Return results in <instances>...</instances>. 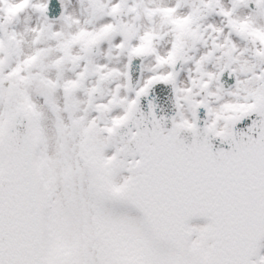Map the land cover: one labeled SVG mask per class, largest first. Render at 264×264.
I'll return each instance as SVG.
<instances>
[{
  "label": "snow or ice",
  "instance_id": "obj_1",
  "mask_svg": "<svg viewBox=\"0 0 264 264\" xmlns=\"http://www.w3.org/2000/svg\"><path fill=\"white\" fill-rule=\"evenodd\" d=\"M88 2L93 15L115 17L125 7L136 19L140 8L150 20L159 15L174 33L172 46L160 55V33L137 36L132 24L66 34L52 21L26 29L34 47L24 52L23 34L9 25L29 8L47 19L49 0H0V264H264V69L255 71L264 63V0H232V8L193 0L187 15H177L187 0L155 8L144 0ZM240 5H254L253 13L236 15ZM212 12L226 23L202 30L199 21ZM208 29L216 35L195 60L190 87H177L174 71H157L192 59L189 42L207 47ZM117 34L113 47L127 52L128 67L155 57L154 74L138 89L130 73L88 59ZM233 35L252 43L258 63L241 59L248 49ZM47 40L56 43L39 46ZM213 60L219 70H206ZM68 64L72 78L63 76ZM225 72L234 78L228 89ZM122 76L125 83L97 103L101 84ZM156 84H171L177 108L187 103L190 116L178 112L169 123L151 103L145 116L141 98Z\"/></svg>",
  "mask_w": 264,
  "mask_h": 264
},
{
  "label": "flooded vegetation",
  "instance_id": "obj_2",
  "mask_svg": "<svg viewBox=\"0 0 264 264\" xmlns=\"http://www.w3.org/2000/svg\"><path fill=\"white\" fill-rule=\"evenodd\" d=\"M80 1L81 0H71L69 3H67V7H66V0H60L61 6H62V14L63 15H71L74 19H78L80 21L79 25H71L73 28L72 30H70V32H74L78 29V27H85L88 28L89 30H92L93 27H99L101 24L104 23H118V20L122 19L123 23L126 24H132L136 27V29L138 30L137 32V36L142 35L145 31L150 30V27L152 29H154L155 31H157L158 33H160V37H163V49L159 47V52L160 55H166L168 50L171 48L172 46V41L174 40V33L171 31V26L170 25H164L161 26V19L160 16H154L151 18V20L144 15L143 13V9L140 8L138 9V11L140 12V16L139 19H136V13H128L127 12V7L124 8V11L120 14L117 15L115 17L113 16H107L104 15L103 17L99 18V20H95V18L93 17L92 11H88V8H85L84 6V10L82 9V6L80 5ZM112 3H115L116 0H111ZM134 0H127V6L131 7L133 4ZM104 3L107 4L108 8L111 7V4L108 3V0H104ZM177 4V0H144V6L149 7V8H155V7H176ZM223 5L227 7L226 3H223ZM105 11H107V9H105ZM184 10L179 7L177 8V15H185L184 14ZM242 16L245 17L246 13H248L249 15L252 14L253 12L250 11L249 6L246 7V9H244L242 12ZM237 15H239V12L237 13ZM248 16V15H247ZM218 19H214L208 22H201V24L204 26H208L209 24L212 25H216V26H224L225 22H222L221 20H224V18L222 17H217ZM220 19V20H219ZM264 19V18H263ZM3 20V16L0 15V21ZM44 21L46 22L45 24H47L48 22H52L48 19H45V16L41 15L38 11H35L32 8L27 9L25 12H23L18 19H16L11 25H9V29H15V31H17L18 33H22L23 34V38H24V42L22 45L23 51L24 52H30L33 49V44H32V39L34 36V33L30 32V31H26V29H31L33 27H40ZM39 23V25H38ZM200 23V22H199ZM261 23V22H260ZM58 22H55L53 24V30L54 31H62L64 33H68V29L64 28L61 29L58 26ZM228 29H225V33H227ZM209 33H211V29H208L207 32H205L206 35H209ZM213 34V33H212ZM216 34H213V36ZM122 37H118L115 39V41L107 47H103V48H97L95 51L94 55H89L88 59H90L93 64H100V65H104L107 63H109V65L112 66H117L118 64V54H119V50L116 49L115 47H113V45L118 44L119 41H121ZM223 39V37H221V40ZM233 40H235L241 47L242 46H251V50H248L249 52V57L246 56L243 59H247L250 63L256 64L258 63V61L254 58L253 54H252V50H253V45L252 43H249V41H246V44H241L239 43L238 39H236L235 37H232ZM138 40H133L132 43L135 44L137 43ZM56 43V41L54 40H47L44 43H42L41 45H39L40 47H47V46H54ZM211 46V39L209 40V45L208 48H210ZM157 52H158V47L155 45ZM204 47L202 44L197 43L194 47L191 45V42H189L188 47L186 48V55L187 57H189V55L192 56L191 61L188 62V60H186L184 67L181 69L180 72V86L179 87H190L191 86V77L196 75V73L194 72V64H195V60L198 59L203 53H201L200 51H198L199 49L202 50ZM74 52H79V48H75ZM83 55V53H81ZM217 56L220 55L219 52L216 53ZM152 55H149L148 59L146 62L142 63V73L144 75L145 78H148L149 76H151V74L146 75L145 71L148 67H150L152 64L151 59H149ZM194 56H195V60H194ZM139 57L133 58L132 60H136ZM129 60V59H128ZM15 58H12V61L14 63ZM127 61V59H126ZM125 61V64H126ZM83 61L81 62V66H83ZM221 64H223V61L220 62ZM261 69H263L264 67V63H260ZM151 68V67H150ZM191 70V72H190ZM206 70L208 71H218V67L216 66V61L213 60L212 62L207 64ZM73 71V66L71 64L66 65V78H72L69 77L70 76V72ZM75 71H80V68H76ZM158 71H172V68H169L168 66H165L163 69H159ZM256 71V69H255ZM96 77H94L95 79ZM243 79V77H241ZM93 79V80H94ZM90 85V84H89ZM143 85V83L140 85V87ZM225 87V85H224ZM226 88V87H225ZM203 95V93H202ZM83 94L81 93V98H82ZM131 96H134V92L131 93ZM183 104V108H181V111L185 116H190V109L187 103H182ZM262 254H264V250H262Z\"/></svg>",
  "mask_w": 264,
  "mask_h": 264
},
{
  "label": "rangeland",
  "instance_id": "obj_3",
  "mask_svg": "<svg viewBox=\"0 0 264 264\" xmlns=\"http://www.w3.org/2000/svg\"><path fill=\"white\" fill-rule=\"evenodd\" d=\"M71 0H66V7H67V3H69ZM197 2H198V0H197ZM224 2H226V5H227V7L228 8H232L233 7V4H232V0H222V4L224 3ZM80 5L82 6V9L84 10V6H85V8H88V11H92V9H91V6L89 5V2H88V0H81L80 1ZM194 6V3H193V0H187V2H184V3H182L181 4V8L184 10V14L185 15H187V14H189L191 11H192V7ZM244 9H246V7L244 6V5H240L239 7H237V9H236V15H237V13L239 12V15L238 16H240L241 18H243V16H242V11L244 10ZM218 11V10H217ZM93 14V13H92ZM67 15V14H66ZM247 15H249L248 13H246V16ZM93 17L95 18V20H99V18H101V17H103V16H99V15H93ZM216 17H219V15L217 14V12H212V13H210V14H208V13H206L205 15H204V17H203V19H201L199 22H200V25H201V29L203 30L204 28H207V26H203L202 24H201V22H208V21H211V20H214V19H218V18H216ZM258 19H259V21L261 22V23H264V19L263 18H259L258 17ZM220 20V19H219ZM123 20L122 19H120V20H118V22H120V23H123L122 22ZM222 22H225L226 23V21H224V20H221ZM46 22L44 21V23L42 24V25H44ZM58 26H59V28H61V29H64V28H67L68 29V33L70 32V30H72V26H69L68 24H66L63 20L62 21H58ZM38 25H39V23H38ZM95 28H98V27H93L92 29H95ZM226 29V28H225ZM150 30H154V29H152L151 27H150ZM213 34H215V33H213ZM212 33H211V35H213ZM205 35V39H207L208 40V45H209V40H210V38H209V35H206V34H204ZM118 37H121L119 34H117V35H115V37L111 40V43H109L108 41H104V42H102L101 44H100V47L99 48H103V47H107L108 48V46H110L114 41H115V39L116 38H118ZM233 37H235L236 39H238V41H239V43H241V44H246L247 42L245 41V40H240L238 37H236L235 35H233ZM120 42V41H119ZM162 43H163V37H160V38H158L156 41H155V45L158 47V53L160 54V52H159V47L160 48H162L163 49V45H162ZM249 43H251V42H249ZM203 44V43H202ZM240 46V45H239ZM203 49L202 50H198V51H200L201 53H205V52H207L208 50H209V48H208V46L206 47L204 44H203ZM240 48L241 49H248V50H251V46H249V45H247V46H240ZM246 56H248L249 57V52L247 51V52H245L244 53V56L242 57V58H244V57H246ZM118 64H117V66H112V65H109V63H107V65H108V67L109 68H117V69H119L121 72H124L125 71V68H126V65H125V61H126V59L128 58V55H127V52L126 51H124V52H121V51H119V54H118ZM189 57H191L192 58V56L191 55H189ZM190 60V59H189ZM194 60H195V56H194ZM152 65L150 66V67H148L147 69H146V71H145V73H146V75H148V74H151V73H153L154 74V72H153V68H154V66H155V57H153V59L151 60V62H150ZM234 67L236 66V65H233ZM159 69H157V71H158ZM256 71L257 72H259V71H261V66H260V63H259V66L256 68ZM190 72H191V70H190ZM70 74L73 76L74 75V71H71L70 72ZM52 75H53V77H55V73L53 72L52 73ZM152 75V74H151ZM63 76H64V78H66V65H65V68H64V72H63ZM94 78V75L93 76H90L89 77V80L87 81V83L88 84H91L92 83V81H91V79H93ZM147 78H143V80H142V82H144L145 80H146ZM120 84H123V83H120ZM116 88V86H114L112 89H111V94H112V91L114 90ZM124 92H126L127 93V91L124 89V88H121L120 89V95L121 96H124L125 94H124ZM129 98H131V95H130V93H127L126 94ZM202 95V94H201ZM83 98L82 99H86V97L85 96H82ZM110 97H111V95H110ZM109 97V98H110ZM108 98V99H109ZM199 98V97H198ZM107 100V99H106ZM106 100H103V101H101V102H105ZM99 103V102H98ZM200 223H203V221H199Z\"/></svg>",
  "mask_w": 264,
  "mask_h": 264
},
{
  "label": "water",
  "instance_id": "obj_4",
  "mask_svg": "<svg viewBox=\"0 0 264 264\" xmlns=\"http://www.w3.org/2000/svg\"><path fill=\"white\" fill-rule=\"evenodd\" d=\"M136 76H138V73H136ZM114 81H117V80L114 79ZM155 86H158L159 89L156 90L155 94L151 95L150 98L155 103V113H156L157 117H161L160 115H158V113L160 112V110H167L168 105L173 104L174 107H175V111L172 114H169L167 116V118H166V120L170 123V119L173 116H176L177 113H178V110H177L178 108L176 109V100H175V97H174V95L169 94L167 92L168 85H165V84H156ZM171 88H173V86H171ZM173 93H174V91H173ZM148 96H150V92H149V94L146 97H144V98H146V103L148 101H150V99H147ZM99 98H97V99H99ZM144 98L141 99L140 104L144 102V100H145ZM137 115H138V113H137ZM149 119H150V117H149ZM249 123H250V121H249ZM237 129L239 131H244V132H246V130H247L246 129V126H244V125H237ZM188 139L190 140V137ZM223 147H227V146L226 145H223Z\"/></svg>",
  "mask_w": 264,
  "mask_h": 264
}]
</instances>
